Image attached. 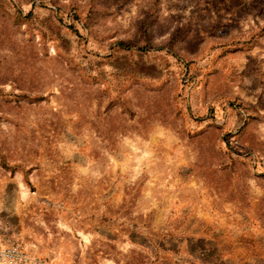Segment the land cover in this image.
<instances>
[{"label":"rangeland","instance_id":"obj_1","mask_svg":"<svg viewBox=\"0 0 264 264\" xmlns=\"http://www.w3.org/2000/svg\"><path fill=\"white\" fill-rule=\"evenodd\" d=\"M0 264H264V0H0Z\"/></svg>","mask_w":264,"mask_h":264},{"label":"built area","instance_id":"obj_2","mask_svg":"<svg viewBox=\"0 0 264 264\" xmlns=\"http://www.w3.org/2000/svg\"><path fill=\"white\" fill-rule=\"evenodd\" d=\"M18 250L17 249H0V258H5V257H9V258H13L16 256V254L18 255Z\"/></svg>","mask_w":264,"mask_h":264}]
</instances>
